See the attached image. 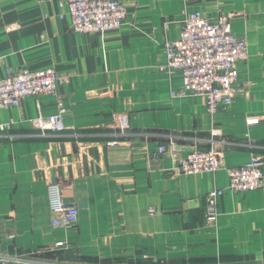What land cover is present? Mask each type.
<instances>
[{
    "label": "crops",
    "instance_id": "0c3cea01",
    "mask_svg": "<svg viewBox=\"0 0 264 264\" xmlns=\"http://www.w3.org/2000/svg\"><path fill=\"white\" fill-rule=\"evenodd\" d=\"M115 1L126 9L118 30L80 34L57 2L0 0V78L7 69L64 78L53 96L0 109V255L20 264H264V187L225 191L214 223L204 201L226 190V169L252 155L264 175V0ZM194 12L230 16L232 33L247 43L239 91L214 114L203 98H173L182 78L164 71V43ZM59 104L64 131L32 126ZM160 145L166 152L157 155ZM195 149H216L222 168L173 173ZM50 184L77 208L73 226H52Z\"/></svg>",
    "mask_w": 264,
    "mask_h": 264
},
{
    "label": "built area",
    "instance_id": "2783aa9c",
    "mask_svg": "<svg viewBox=\"0 0 264 264\" xmlns=\"http://www.w3.org/2000/svg\"><path fill=\"white\" fill-rule=\"evenodd\" d=\"M59 4L70 19L69 29L80 34H103L118 30L126 19V9L115 0H48ZM63 19V16H59ZM168 74H180L182 87L172 92L173 98H203L210 114L231 106L239 91L236 87V67L248 58L247 43L244 38L236 37L231 30L230 16L219 15L214 21L202 17L200 13L187 14L181 21L180 36L176 41L163 45ZM1 59V58H0ZM59 78L53 69L30 71L27 69H7L0 78V109H12L28 97L41 95L53 96ZM57 114L32 120V126L41 133L64 131L61 107ZM258 120H249L256 124ZM3 129V127L1 126ZM118 136H128L127 124L122 117L119 122ZM116 142H110L113 146ZM163 145L158 146L157 155L164 154ZM263 160L252 155L250 162L242 167L226 169L228 186L215 189L205 196V220H217V200L225 191L232 193L254 191L264 187L262 172ZM222 168L221 153L216 149H195L185 157L179 158L173 173L177 175H196L213 173ZM49 209L52 226L68 228L76 223L78 211L74 205L65 203L59 184L48 186ZM154 210L150 209L149 214ZM62 246L57 243L56 247ZM24 258L0 255V264H20Z\"/></svg>",
    "mask_w": 264,
    "mask_h": 264
}]
</instances>
